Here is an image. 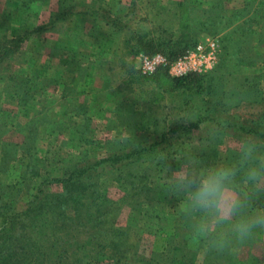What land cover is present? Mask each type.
Returning a JSON list of instances; mask_svg holds the SVG:
<instances>
[{
  "label": "rangeland",
  "instance_id": "obj_1",
  "mask_svg": "<svg viewBox=\"0 0 264 264\" xmlns=\"http://www.w3.org/2000/svg\"><path fill=\"white\" fill-rule=\"evenodd\" d=\"M100 1L90 3L98 10L94 24L88 18L84 22L75 18L72 23H58L48 33L31 32L18 42L17 60L0 65V195L5 197L13 189L19 212L26 210L36 187L43 188V178H61L78 158L103 159L128 149L133 137L151 143L154 122L166 131L183 124L184 116L196 120L208 115L218 104L231 106V117L264 120V108L257 102L264 99V0H106L109 5L102 2L104 8ZM25 3H30L29 10L22 6ZM58 9V0H0V14L12 17L8 42L18 41L15 38L23 30L48 22ZM103 15H109L116 26L103 24ZM137 36L156 42L157 54L166 59L168 40L179 41L180 51L217 39L218 61L203 77H215V84L199 91L171 90L160 74L165 71L174 78L165 67L143 73L139 57L148 54ZM177 58L167 60L172 63ZM253 78L257 91L243 96ZM73 106L80 107L78 115L71 112ZM206 118L209 122L201 124L199 134L215 131ZM228 134L211 164H223L238 143L231 138L234 130ZM25 149L27 157L21 159L19 151ZM3 151L8 154L5 159ZM27 162L37 170L27 168ZM146 167H106L97 181L117 206L111 220L124 233L122 253L127 258L137 261L136 252L146 264H169L167 251L182 245L187 259L195 253V264H264V232L224 252L193 239L188 223L178 214L179 202L164 191L165 173L153 172L152 178L146 172L150 194L129 189L128 193L117 183L119 175L145 172ZM47 189L61 192L58 184ZM97 250H88L83 263L109 264L110 251L92 259Z\"/></svg>",
  "mask_w": 264,
  "mask_h": 264
},
{
  "label": "trees",
  "instance_id": "obj_2",
  "mask_svg": "<svg viewBox=\"0 0 264 264\" xmlns=\"http://www.w3.org/2000/svg\"><path fill=\"white\" fill-rule=\"evenodd\" d=\"M58 5V12L51 14L48 22L38 25L31 31L23 30L15 38L18 40L16 42H8L6 38L8 37L6 34L12 30L11 15L0 14V18L4 17L0 19V65L3 63L9 65L17 60L18 44L26 40L29 33H48L54 30L58 23H72L75 18H81L82 21L88 18L90 19L88 21L94 24L98 15V10L85 1L75 3L74 0H58ZM22 6L25 10L30 9V3ZM100 21L107 26H116V22L109 15L101 16ZM136 38L141 44L143 43L141 49L144 54L152 56L158 53L156 42L152 40L144 42L145 36ZM166 45L170 46L166 54L169 56L167 58L169 61L183 55L189 47L185 46L179 51L178 47L182 45L177 40H168ZM160 74L166 82H169L171 90L189 92L209 88L215 84L216 80L215 77L204 80L203 77L206 76L204 74L192 73L181 78H169L165 71ZM254 80V78L252 81L248 80L250 82H247V89L243 96L245 94L246 97L252 96V93L257 91V88L252 85V83L257 85ZM206 82L207 86L204 85ZM68 94L72 95V93ZM257 102L264 108V99ZM70 109L72 113L78 115L77 111L80 107L73 106ZM231 109V106L220 107L218 104L209 111L208 115L198 116V119L193 122L173 124L166 131L154 122L151 134L155 138L151 143L144 141V138L133 137L128 140L130 142L128 149L118 148L119 150L111 152L103 159H91L84 155L67 166L61 178H43V188L41 185L36 187L24 212L16 209L18 202L15 196L13 197V189L5 197L0 195V264H84V257L90 255L88 250L95 248L99 249L92 257L95 261L100 255H105V251H110L109 264H136L137 261L146 264L136 252H133L137 256L135 262L122 253L125 250L122 247L125 242L122 236L124 233L116 229L111 220L117 206L107 198L105 192L99 189L98 178L101 179L106 167L115 169L122 166L139 167L145 164L147 165L145 172L137 170L121 174L116 181L125 192L138 190L150 194V192L153 193V189L149 185L150 174L146 172L149 171L153 178V172L159 174L166 171L163 164L156 162V157L161 151L170 159L167 163L175 170L186 154L198 157L204 165H211L218 155L217 148L222 144L224 137L231 136L228 134L229 131L234 130L235 135L231 138L237 142L246 134L264 139L263 119L256 121L255 119H238L234 116L233 118L228 112ZM206 117H210L215 131L209 130L199 134L197 131L201 129V124L209 122ZM19 152L21 159L27 157L26 149ZM7 156L8 154L3 151L2 158L5 159ZM236 158V153L229 150L224 163L235 162ZM29 167L36 170L38 168L34 164L31 165V162H27V168ZM52 184H58L61 192L48 191L47 188ZM126 198L128 197L124 199ZM171 199L179 202L174 196H171ZM254 208L264 209V193L258 195ZM187 254L182 245H174L167 251L165 259H168L169 264H195V253L190 259H187ZM150 260L147 261L150 262Z\"/></svg>",
  "mask_w": 264,
  "mask_h": 264
},
{
  "label": "clouds",
  "instance_id": "obj_3",
  "mask_svg": "<svg viewBox=\"0 0 264 264\" xmlns=\"http://www.w3.org/2000/svg\"><path fill=\"white\" fill-rule=\"evenodd\" d=\"M181 119L194 121L191 116ZM232 150L235 162L204 165L186 154L175 170L163 151L156 157L166 169L164 191L179 200L176 208L190 235L217 252L244 245L264 232V210H254L258 195L264 193V139L243 135Z\"/></svg>",
  "mask_w": 264,
  "mask_h": 264
},
{
  "label": "built area",
  "instance_id": "obj_4",
  "mask_svg": "<svg viewBox=\"0 0 264 264\" xmlns=\"http://www.w3.org/2000/svg\"><path fill=\"white\" fill-rule=\"evenodd\" d=\"M217 39H207L196 44L172 63L161 54L143 55L139 57L140 69L143 73L152 74L165 67L171 77L181 78L188 74H204L211 71L218 61Z\"/></svg>",
  "mask_w": 264,
  "mask_h": 264
},
{
  "label": "crops",
  "instance_id": "obj_5",
  "mask_svg": "<svg viewBox=\"0 0 264 264\" xmlns=\"http://www.w3.org/2000/svg\"><path fill=\"white\" fill-rule=\"evenodd\" d=\"M86 1H87L86 3L90 5V3H92V2L95 1V0H86ZM105 1H106V0H102L103 4H104ZM102 2L100 1V6H101V7H103V6H102ZM105 4H106L105 7H107V5H109V2L107 1V2H105ZM110 7H112V5H110ZM103 8H104V7H103Z\"/></svg>",
  "mask_w": 264,
  "mask_h": 264
}]
</instances>
